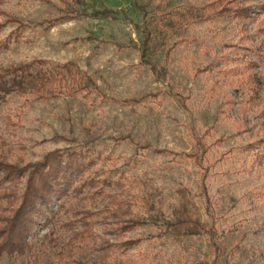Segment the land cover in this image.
Listing matches in <instances>:
<instances>
[{
    "label": "rangeland",
    "instance_id": "obj_1",
    "mask_svg": "<svg viewBox=\"0 0 264 264\" xmlns=\"http://www.w3.org/2000/svg\"><path fill=\"white\" fill-rule=\"evenodd\" d=\"M49 1L0 0V23L11 16L32 28L19 41L10 39L16 26L2 30L10 42L0 45V71L73 63L98 92L8 98L0 163L89 150L84 178L106 183L54 197V219H40L31 250L0 264H264V0ZM212 4L208 20L156 31ZM72 8L88 16L34 27ZM104 8L120 14L91 15ZM146 29L159 76L135 48ZM74 211L92 214L91 235L73 240L85 232ZM137 219L146 224L117 232L116 222Z\"/></svg>",
    "mask_w": 264,
    "mask_h": 264
},
{
    "label": "trees",
    "instance_id": "obj_2",
    "mask_svg": "<svg viewBox=\"0 0 264 264\" xmlns=\"http://www.w3.org/2000/svg\"><path fill=\"white\" fill-rule=\"evenodd\" d=\"M44 1L51 4L49 0ZM79 1L74 0V3L83 4ZM138 8L143 10L142 7ZM217 13L218 9L214 4L200 9L190 8L188 11L175 16L173 22L157 25L156 31H159V35H161L166 29L188 28L192 23L208 20ZM219 13L231 14L232 10L225 8ZM239 13L247 15L248 11L243 10ZM118 14L120 13L104 8L103 10H94L91 15L95 18H114ZM84 16H88L87 9L72 8L65 12L61 19L42 21L34 24V27L49 30L58 22ZM9 24L16 26L10 38L15 39V41L23 39L24 33L32 29L24 21L7 16L6 21L0 23V34ZM143 38L140 48L137 46L135 48L141 55L142 63L149 66L154 75L158 74L159 76L156 67L150 61V57L155 51V34L150 29H146L143 31ZM7 42L9 43L10 40H0V45L7 46ZM82 91L86 93L98 92V87L91 78L86 77L85 73H80L73 63L54 65L46 60H34L0 71V105L13 95L29 94L46 98ZM88 151L64 153L58 150L46 156L42 162L29 164L25 167L0 163V206L6 204L5 208L0 207V258L4 255L16 258L23 257L31 250L30 237L39 225L40 219L46 217L48 222L54 219L55 212L51 210L50 206L54 197L68 196L71 192L78 196L83 194L87 187L97 189L96 192L101 193V184L106 182L84 178L86 161L91 158ZM26 178L27 183L20 192L18 186ZM76 181H79L80 184L74 186ZM73 213L74 216L81 217L80 220H82L85 228V232L75 234L73 240L85 236V233L91 235L92 224L89 219L92 214L81 211H74ZM145 224L138 219L130 222H116L117 232L124 236L125 233ZM72 225L71 223L70 227ZM177 225L178 223H168V228ZM107 247L109 245L105 246L106 249H109ZM107 255L106 250L104 257Z\"/></svg>",
    "mask_w": 264,
    "mask_h": 264
}]
</instances>
